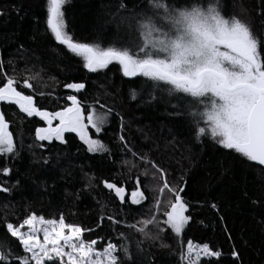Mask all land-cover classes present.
<instances>
[{"label":"trees","instance_id":"obj_1","mask_svg":"<svg viewBox=\"0 0 264 264\" xmlns=\"http://www.w3.org/2000/svg\"><path fill=\"white\" fill-rule=\"evenodd\" d=\"M186 2L175 0L177 7ZM121 3L137 11L147 6L146 0H68L63 8L67 33L75 42L102 48L120 39L126 41L124 26L118 30V17L110 15L118 11L128 15L119 10ZM220 4L226 17L235 15L247 21L255 33L264 34V0H220ZM0 10L4 12L0 16V58L4 62L0 86L7 73L17 81L18 90L34 95L37 106L48 111L66 107L71 94L87 112L89 107L102 112L111 109L110 120L99 134L89 127L110 152L90 153L76 133L67 132L66 143L37 140L35 130L46 122L28 117L9 102L0 104L17 146L16 154H0V169L12 170L8 176L0 174V182L12 189L7 194L0 192V239L9 240L14 254L24 252L4 231L6 221L16 224L32 212L58 219L62 213L66 222L92 229L84 233L85 240L104 237L102 243L110 239L126 244L130 259L118 253L121 264H182L180 253L186 250L188 239L222 250L219 264H264V166L224 149L207 135L197 139L194 118L183 104L174 107L178 105L175 98L165 95L161 99L159 93L155 100L150 99L145 81L124 77L117 63L97 72L86 70L82 60L57 42L48 28L47 0H0ZM36 73L39 77L29 80L33 88H26L24 79ZM74 82L84 83L85 88L73 92L64 87ZM133 89L139 93L136 99L131 98ZM121 135L127 147L120 141ZM141 155L165 170L170 186L184 187L181 195L190 204L186 215L192 219L180 236L162 223L165 217L153 207L159 198L161 211H166L164 204L172 194L160 191L163 179L151 164L139 159ZM137 176L147 197L142 206L121 203L102 183L109 180L131 191ZM153 215L163 229L156 241L127 227ZM108 216L123 223L101 222L100 217ZM150 230L156 231L153 226ZM122 232L126 239H121ZM234 249L238 258L231 256ZM201 264H209V260ZM211 264L217 261L212 259Z\"/></svg>","mask_w":264,"mask_h":264},{"label":"snow or ice","instance_id":"obj_2","mask_svg":"<svg viewBox=\"0 0 264 264\" xmlns=\"http://www.w3.org/2000/svg\"><path fill=\"white\" fill-rule=\"evenodd\" d=\"M67 2L47 0V26L57 42L82 60L86 70L97 72L108 68L113 62L117 63L124 77L145 81L150 87L147 93L150 99L155 100L159 93L161 99L165 95L175 98L178 105L174 107L183 104L194 118L197 139L207 135L224 149L234 150L249 162L264 166V34L255 33L247 21L235 15L226 17L220 0H207L206 3L204 0H187L179 7L175 0L172 3L169 0H146L147 6L139 11L136 8L129 10L121 3L119 10L128 15H120L119 11L110 14L118 17L116 27L119 30L123 25L128 39L114 41L102 48L95 43L75 42L67 33L63 11ZM2 15L4 12L0 10ZM3 63L0 58V72ZM3 76L6 82L0 86V102L14 104L28 117H40L46 122V127L36 128L37 140L55 139L66 143L64 134L71 132L79 136L88 152H110L102 140L93 138L88 132L89 126L97 134L102 131L111 114L110 108L97 112L95 107H91L85 115L78 97L68 95L66 99L70 103L66 107L48 111L37 106L34 95L18 90L13 77L7 73H3ZM37 77L39 73L25 78L24 86L32 89L29 80ZM64 87L79 92L85 88V84L74 82ZM138 95L136 90H131L132 99ZM54 121L58 123L53 125ZM201 123L204 126H199ZM119 139L127 147L124 136L121 135ZM16 152L17 146L9 130V122L0 110V154ZM139 159L151 164L155 172L160 174L163 179L160 191L166 189L172 194V198L164 204L166 211H161L159 198L155 199L153 207L165 217L162 223L180 236L192 219L191 215H186L190 204L181 195L184 187L170 186L165 170L147 155H141ZM11 171L4 167L0 169V174L8 176ZM102 183L115 193L121 203L142 206L147 199L141 190L139 176L135 178L131 191L109 180ZM11 190L4 182H0V192L7 194ZM211 207L215 209L216 205L212 204ZM104 219L115 224L123 223L112 216L100 217L101 222ZM160 223L153 215L127 227L156 241L159 232L163 231ZM25 226L27 231L23 230ZM150 226L156 229L155 233L150 230ZM2 227L10 238L22 246L24 255L14 254L9 240L0 239V264H46L49 261H59V264H121L118 253L130 259L126 244L118 245L110 239L102 243L104 237L85 240L84 233L92 229L66 222L62 213L57 219L37 216L32 212L21 222L14 224L6 221ZM120 237L126 239L125 233H120ZM98 244L100 247H97ZM186 244V250L180 253L182 264H201L204 259L209 260V264L215 259L219 264L223 256L222 250L213 249L206 242L188 239ZM231 256L238 258L239 253L234 249Z\"/></svg>","mask_w":264,"mask_h":264},{"label":"rangeland","instance_id":"obj_3","mask_svg":"<svg viewBox=\"0 0 264 264\" xmlns=\"http://www.w3.org/2000/svg\"><path fill=\"white\" fill-rule=\"evenodd\" d=\"M70 90H72L73 92H75L76 90H74V89H70ZM71 95H73V94H71ZM2 102H0V104H1ZM82 103V102H81ZM82 107L84 108V110H85V115H87V109L85 108L86 106L82 103ZM91 107H89V109H90ZM96 108V107H95ZM96 110H97V112H102V111H100L98 108H96ZM110 117H111V114L109 115V118H108V121L110 120ZM56 123H58V121H54L53 122V125H55ZM108 123V122H107ZM47 126V125H46ZM45 126V127H46ZM89 127H91V126H89ZM103 130V129H102ZM88 132H89V134L92 136V133H91V130H90V128H88ZM67 133V132H66ZM65 133V134H66ZM65 134H64V136H65ZM79 137V136H78ZM93 137V136H92ZM94 138V137H93ZM24 231H27L28 229H27V226H25V228L23 229ZM40 237H41V239L43 238L42 237V233L40 234Z\"/></svg>","mask_w":264,"mask_h":264}]
</instances>
